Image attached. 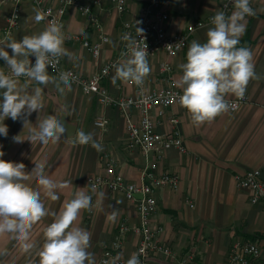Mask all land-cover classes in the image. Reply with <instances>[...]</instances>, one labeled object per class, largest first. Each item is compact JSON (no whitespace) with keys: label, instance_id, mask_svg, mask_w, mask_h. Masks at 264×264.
I'll return each instance as SVG.
<instances>
[{"label":"crops","instance_id":"1","mask_svg":"<svg viewBox=\"0 0 264 264\" xmlns=\"http://www.w3.org/2000/svg\"><path fill=\"white\" fill-rule=\"evenodd\" d=\"M50 5L57 0H39ZM92 0H84L89 4ZM101 6L92 7V13L99 19L101 33H105L108 41L101 46L100 54L94 59L83 47V42L98 41L100 32L86 21L85 17L74 9H69L63 21V33L66 37L64 47L71 54L60 57L65 67L83 76L96 72L109 61L118 59L122 23L140 17L146 7L157 4L169 16L166 24L168 33H178L197 21H205L213 17L221 0H126V11L119 14L111 4V0H100ZM37 7L30 1L23 2L20 7V18L17 28L10 37L19 41L25 35H34L47 27L46 21L36 23L34 16ZM10 13V5L0 0V33ZM232 13V12H231ZM230 13V14H231ZM229 14V15H230ZM246 30L237 47L249 48L253 56L256 78L251 79L246 87L248 102L237 113L226 112L211 122L196 125L191 121L186 109L172 106L165 111L163 121L156 128L163 133L171 129L164 121L168 116L179 118L177 131L182 137L186 152L178 153L174 149L164 152L160 158L154 155L148 160L138 149H130L126 144L125 124L119 111L111 105H101L93 94H83L79 89L67 88L60 93L54 83L37 85L43 89L44 108L28 116L32 124L24 128L23 118L13 121L6 118L7 137L0 136V151L4 159L10 162L23 163L25 171L31 172L34 162L46 163L45 174L66 185L57 189L59 199L51 201L43 197L45 208L58 212L66 199L74 196L77 188H85L92 196L91 210H82L77 221L79 227L91 233L90 248L96 264L104 247L115 237L120 223L136 222L135 204L126 200L122 193L111 192L106 188L90 190L87 178L102 172L103 158L114 160L117 172L129 183L140 181L141 171L147 161L155 165L153 173L172 174L178 178L176 189L163 187L154 189L156 208L152 216V226L162 231V241L168 246L176 258L153 254L148 264H178V258L187 251L194 253L193 264H223L229 244L234 237L255 242L262 251L264 260V207L252 205L248 192L238 188L234 177L245 172L258 169L264 180V6L259 3L255 15L246 18ZM212 23L195 30L190 36L186 48L173 56L169 61L172 77L175 82L182 75L181 65L186 62V53L193 40L204 43L207 31ZM11 55V50L6 49ZM127 59H118L119 62ZM160 53L151 64L150 74L146 77V85L150 89L167 86L168 83L158 76V65L166 60ZM118 62V63H119ZM0 70H7L6 63L0 59ZM49 74L53 76L50 72ZM115 68L103 80L102 86L107 93L117 98L134 96L135 88L128 82L116 81L112 78ZM54 77V76H53ZM26 79H20L21 84ZM2 91V90H0ZM235 97V96H227ZM69 115L66 121L74 126L73 134L83 130L92 133L96 142L102 146L101 151L91 144L79 145L61 140L57 143L42 145L27 140L29 129L36 125L38 116L41 119L48 115L60 118V109ZM106 121V128L99 129L94 125L96 118ZM20 135L22 142L16 143L13 137ZM36 188L35 180L29 182ZM104 193L98 201L97 194ZM191 206V207H190ZM115 210V219L110 214ZM51 216L44 217L34 225L32 240L37 247L43 244V228L52 222ZM138 238L127 235L122 240L121 257L128 259L134 253ZM0 250L7 254L0 256V264H38L36 249L31 253H23L15 241L7 235L0 236Z\"/></svg>","mask_w":264,"mask_h":264},{"label":"clouds","instance_id":"2","mask_svg":"<svg viewBox=\"0 0 264 264\" xmlns=\"http://www.w3.org/2000/svg\"><path fill=\"white\" fill-rule=\"evenodd\" d=\"M233 3L234 11L230 15L218 11L212 17L213 27L207 31L206 42H191L186 62L181 65L182 75L174 82V86L182 90V94L177 95L179 106L187 110L196 125L211 122L229 110H235L238 105L226 97L231 95L242 99L249 81L256 78L251 50L237 47L246 30V17L254 15V10L250 7V0H233ZM45 18L46 14L41 11L34 16L36 23ZM62 29L63 25L50 20L38 34L25 35L19 41L11 38L0 41V59L5 61L8 69V72L0 70V136L8 135V127L4 124L6 118L13 121L23 118L25 128L31 124L27 117L44 108L43 89L34 87L29 90L32 82L45 86L54 83L62 94L66 88L71 90L72 73L62 71L57 79L48 71L50 66L55 68L60 57H71L64 47L66 37ZM136 33L137 37H143L144 29L136 27ZM122 39L127 42L130 55L114 65L112 83L115 85L119 80L142 85L151 71L147 44L141 47L137 39L127 33ZM30 57L35 58L34 64ZM20 77H26V82L21 84ZM68 115L61 108V118L48 115L41 119L38 116L36 125L29 129L27 140L32 144L57 143L68 131L63 122ZM72 137H75L76 144H91L97 151L102 150L90 132L75 130L64 139L65 142H72ZM13 141L19 143L23 140L17 135ZM3 156L4 152L0 151V157ZM33 163L35 167L27 172L23 163L0 159V236L10 237L23 253L29 254L36 249L38 264H96L94 254L88 251L91 233L77 224L81 211L91 210L92 196L84 187L77 188L74 196L66 199L58 212L47 210L42 195L57 201L60 197L56 190L66 185L45 174L44 161ZM33 180L36 188L29 183ZM97 196L98 201L102 200L104 193L99 192ZM46 216L53 219L43 228V244L37 247L32 240V229ZM115 216L114 210L110 218L115 219ZM6 254L7 250H0V256ZM120 258L121 254H118L112 264H117ZM29 264L34 262L29 261ZM125 264H140L139 257L132 254Z\"/></svg>","mask_w":264,"mask_h":264},{"label":"built area","instance_id":"3","mask_svg":"<svg viewBox=\"0 0 264 264\" xmlns=\"http://www.w3.org/2000/svg\"><path fill=\"white\" fill-rule=\"evenodd\" d=\"M26 1L32 2L38 11L46 14L44 21L47 24L48 21L54 20L58 24L63 25L69 9L78 11L81 16L85 17L88 24L97 27L100 32L98 41L94 43L83 42L82 44L94 59L99 57L101 46L108 41L107 35L101 33L99 19L92 13V7L101 6L100 0H92L85 5L82 4L84 0H57L50 5H45L39 0H2L4 4L10 5V13L0 33V41L12 36L19 23L21 4ZM110 2L117 13L122 14L126 11V0H111ZM259 3L264 6V0H250V7L254 10V15L256 6ZM218 11H224L229 15L234 11L233 0H221ZM211 19L212 17L205 21H197L178 33H168L166 24L169 21V16L154 3L146 7L140 17L133 21H124L122 23L118 59L128 58L130 55L126 47L127 42L122 39L126 33L136 38L141 47L144 46V43L147 44V52L149 53L147 59L150 67L152 61L160 53H164L167 59L158 65V76L161 80L168 83L164 87L150 89L146 85L145 78L142 85L130 82L135 88L134 96L111 97L103 88L102 82L110 71L115 68L114 65L118 64V59L107 62L88 76H83L65 67L60 58L55 68L50 66L48 71L57 79L62 71L72 73L74 77L71 82L72 87L79 89L83 94H93L101 105L115 107L124 120L128 148L138 149L145 159L148 160L151 155L160 158L164 152L170 149L184 154L186 149L182 137L177 131L178 117H166L164 122L171 127L170 130L163 133H159L156 130L164 119L165 111L172 106L179 105L177 95L182 94V90L174 86L169 60L182 52L186 48L192 33L210 24ZM136 21L141 23L136 24ZM136 27L144 29L143 37H137ZM178 43L180 44L179 47L177 46ZM29 59L34 64L35 58L30 57ZM5 72H8V69ZM19 79H26V77H20ZM226 99L238 105L235 110H229L232 113L240 111L248 102L246 96L242 99L236 97H226ZM94 125L104 130L106 121L98 117L94 121ZM154 166L147 161L141 171L140 181L138 183H129L117 172L114 160L110 157H104L102 172L87 178L86 182L90 190H93V188L95 190L106 188L111 192L122 193L126 200L135 204L136 208V222L134 224L120 223L118 225L114 239L103 248L97 264H104V261L112 264L120 253L122 240L127 235L138 238L133 254L139 257L140 264H148V259L153 254L164 255L172 259L176 258L173 251L162 241L161 229L152 226V216L156 208V201L153 195L154 189L163 187L176 189L178 178L172 174L155 175L153 173ZM234 179L238 188L248 192L249 202L252 205L264 207V180L258 169L249 170L242 175L235 176ZM126 260L121 257L117 264H125ZM193 260L194 253L189 250L178 258V264H193ZM223 264H264V260L262 259V251L255 242L242 237H234L229 244Z\"/></svg>","mask_w":264,"mask_h":264},{"label":"water","instance_id":"4","mask_svg":"<svg viewBox=\"0 0 264 264\" xmlns=\"http://www.w3.org/2000/svg\"><path fill=\"white\" fill-rule=\"evenodd\" d=\"M63 122H64L66 128L68 129V131L65 133V135L62 138L66 139L68 137V135L73 134L74 126L66 121V117L63 118Z\"/></svg>","mask_w":264,"mask_h":264}]
</instances>
